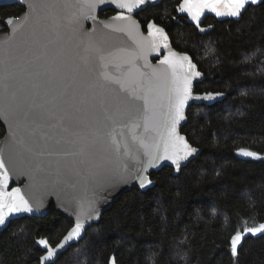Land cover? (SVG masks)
Returning a JSON list of instances; mask_svg holds the SVG:
<instances>
[{
  "label": "trees",
  "instance_id": "trees-1",
  "mask_svg": "<svg viewBox=\"0 0 264 264\" xmlns=\"http://www.w3.org/2000/svg\"><path fill=\"white\" fill-rule=\"evenodd\" d=\"M179 2L162 0L136 17L163 26L173 48L193 56L205 77L196 93H225L222 103L187 113L181 133L201 153L179 173H151L148 190L123 194L50 264H75L80 251L78 264H109L113 256L117 264H234L231 236L264 223V158L237 154L247 148L264 157V2L246 6L239 19L206 16L200 26L212 25L207 33L178 15ZM22 12L0 6V34L4 21ZM71 226L53 207L46 217L11 222L0 232V264H41L45 248ZM238 253L235 264H264V234H248Z\"/></svg>",
  "mask_w": 264,
  "mask_h": 264
},
{
  "label": "snow or ice",
  "instance_id": "snow-or-ice-1",
  "mask_svg": "<svg viewBox=\"0 0 264 264\" xmlns=\"http://www.w3.org/2000/svg\"><path fill=\"white\" fill-rule=\"evenodd\" d=\"M106 2L108 0H54V4L61 3L66 9H78L72 11L68 17L74 34L81 33L83 19L95 22L96 16L93 14L95 9ZM155 2L156 0H111V3L118 4L120 9H126L129 14L121 11L111 18V22H100L105 29L126 32L132 36L136 44V51L133 52L120 48L108 50L102 41L93 38V33H83L87 39L82 38L80 41L83 45V54L80 56L82 63L75 64L67 72L55 58L45 64L38 63L39 57L22 63H13L15 57L9 49L5 48L0 53V117L13 120L16 129L23 130L17 143L22 152L28 153L36 161L38 169L43 166L45 157L55 154L47 150V141L55 135L69 132L74 113L86 111L90 104L93 109L97 103L103 107V99L97 97L96 90L104 89L108 84L118 85L120 91L127 93L131 99L143 102L142 114L138 121L133 122L132 127L135 129L142 126L145 134L132 136L136 146V150L133 151L127 140L118 138L113 133L111 145L115 159L109 160L107 162L109 165L126 172L129 168L127 161H134L140 166L135 179L141 189L148 190L149 186L154 184L146 175L149 168L167 160L171 161L175 170L179 172L182 162L189 161V158H194L198 154L199 150L186 136L180 134L179 126L182 122H187L186 111L190 107V102H207L205 107L212 108L217 103H222L221 98L225 93L221 91L195 93L194 82L202 83L204 74L198 69L192 55L173 50L164 27L149 23L148 37L138 35L139 27L130 14L133 9ZM259 2L264 0H182L178 3L177 10L179 13H187L200 33H207L213 26L209 25L207 28L200 26L201 17L206 10L217 17L239 19L246 6ZM14 21L20 22L19 18L9 17L6 23L13 25ZM162 48L167 54L160 59L158 66L150 65L148 55L160 52ZM138 59L144 61L143 68L147 71L137 66ZM97 61L101 68L99 80L89 82L88 75ZM113 68L115 73L110 71ZM104 112L106 119L115 123L114 117L107 115V108H104ZM44 128L48 131H43ZM38 134L45 141L43 146H40L37 139ZM141 152L143 160L139 155ZM237 154L254 159L264 158L260 153L247 148L237 149ZM9 180V169L3 154L0 153V226H6L12 219L19 218L17 214L33 211L20 188L7 191ZM79 207L74 226L59 245L47 247L46 255L41 257L42 261H52L58 250H66L73 242H78L83 236L86 221L99 218V213L93 215L94 209L90 201L87 207L81 201ZM248 234L253 236L264 234V223L254 227L245 226L231 236L230 252L234 264L239 255L238 247ZM38 243L48 245L46 239H40ZM109 264H117L115 256L110 258Z\"/></svg>",
  "mask_w": 264,
  "mask_h": 264
},
{
  "label": "water",
  "instance_id": "water-1",
  "mask_svg": "<svg viewBox=\"0 0 264 264\" xmlns=\"http://www.w3.org/2000/svg\"><path fill=\"white\" fill-rule=\"evenodd\" d=\"M161 2L162 0H156L155 3H147L133 9L130 15L139 27L138 35L140 37H148V24L155 22H149L144 31L136 19V15L148 7L159 5ZM30 4L33 6L29 7ZM8 5H17L23 9V12L17 17L20 22L16 23L14 21L13 25H8L6 23L7 18L4 21L7 32L0 34V53L5 48L9 49L15 57L13 63H22L25 60H34L35 57H39L38 63L45 64L55 58L64 71H70L72 66L82 63L80 56L83 54V45L80 41L82 38L87 39L86 36L82 35L83 33H93V38L102 41L104 47L108 50L120 48L129 52L136 51V44L132 36H129L126 32H114L105 29L103 24L100 23L111 22V18L121 11L126 15L129 14L126 9H120L118 4L111 3V0H108L104 5L97 6L93 13L96 16L95 22L91 19H83L81 33L77 34L72 32L68 17L72 11L78 9H66L61 3L54 4V0H0V6ZM108 10H112L116 14L108 18L100 17ZM85 11L88 10L85 9ZM173 50L177 51L174 48ZM166 54L167 51L163 48L160 52L150 53L148 63L152 66H158L160 59ZM136 64L141 70L147 71L143 68L144 61L142 59H138ZM110 71L115 73L114 68ZM100 72L101 68L97 61L88 75V81L99 80ZM202 80H205L204 76ZM197 84L199 83L194 82V91ZM96 93L98 98L103 99V107L97 103V106L93 109L90 104L86 111L74 113L73 124L69 132L55 135L47 141V150L55 154L45 157L44 164L40 169L37 168L36 161L28 153L22 152L20 145L17 143L23 134V130L16 129L13 120H5L0 117V126L4 129V134L0 139V153L3 154L10 173L7 191H11L12 188H20L33 208L31 213L17 214L19 218L12 219V222L22 218L46 217L53 207L59 216L67 219L72 224L70 230L75 224L81 201L85 203L86 207L90 201L94 209L93 215L99 213L100 218L111 209L123 194L129 193L134 188L141 189L135 179L138 174L137 169L140 166L134 161H127L129 168L126 172L123 169L109 165L107 162L115 159V153L111 145L113 133L118 138L127 140L133 151L136 150L132 136L145 134L142 126L134 129L132 124L138 121L141 116L143 102L131 99L127 93L121 92L116 84H108L104 89H97ZM224 98L225 96L221 100L223 101ZM206 103L194 101L190 102V107L193 105L205 106ZM104 108L108 110L107 115L114 117L115 123L106 119ZM140 123L142 124V121ZM186 123L182 122L179 126L178 130L181 135H183L181 130ZM42 130L48 131L47 128ZM61 135L63 139H61ZM37 139L40 146H43L45 141L39 137V134ZM198 150L199 152L194 158L182 162L179 172L200 155L201 150ZM139 155L143 160L142 152ZM164 167H169L175 173H179L175 170V166L171 164V161L165 160L161 161L158 166L149 168L146 175L151 179V173L158 172ZM99 218L86 221L85 230L80 240L83 239L87 229L96 224ZM8 225L0 226V232ZM62 240L63 238L57 245ZM74 243L77 242L72 244ZM66 250H58L57 256L52 261L45 262L41 260V264L54 262L58 255ZM46 253L47 248H45V255Z\"/></svg>",
  "mask_w": 264,
  "mask_h": 264
},
{
  "label": "flooded vegetation",
  "instance_id": "flooded-vegetation-1",
  "mask_svg": "<svg viewBox=\"0 0 264 264\" xmlns=\"http://www.w3.org/2000/svg\"><path fill=\"white\" fill-rule=\"evenodd\" d=\"M181 2H182V0H180ZM109 11V10H108ZM108 11H105L103 14H101L100 15V17H102V18H108V17H111V16H113V15H115L116 13L114 12V11H112V10H110L109 12H111V13H108V14H106ZM141 13V12H140ZM139 13V14H140ZM138 14V15H139ZM138 15H136V16H138ZM178 15L179 16H184V18H185V20H186V22H189V23H192V24H194L195 25V22H192V21H190V17L188 16V14L187 13H179L178 12ZM208 15H211V16H214V17H216V18H226L227 16H224V17H217L214 13H212V12H209V11H205V13L203 14V16L201 17V23L203 24L204 23V21H205V17L206 16H208ZM18 17V16H17ZM17 17H15V18H17ZM136 19H137V17H136ZM138 20V19H137ZM144 22H141L140 21V19L138 20V22L140 23V25L142 26V28H143V30L145 31V28H146V26H147V24L149 23V22H151V21H154V20H151V19H148V20H143ZM163 27V26H162ZM166 30V29H165ZM5 32H7V31H5ZM167 32V31H166ZM2 34V33H1Z\"/></svg>",
  "mask_w": 264,
  "mask_h": 264
},
{
  "label": "rangeland",
  "instance_id": "rangeland-1",
  "mask_svg": "<svg viewBox=\"0 0 264 264\" xmlns=\"http://www.w3.org/2000/svg\"><path fill=\"white\" fill-rule=\"evenodd\" d=\"M238 156H240V155H238ZM240 157H242V158H248V159H254V158H251V157H243V156H240ZM81 253H82V251L76 252L74 254V256H73V263L78 264L80 262Z\"/></svg>",
  "mask_w": 264,
  "mask_h": 264
}]
</instances>
